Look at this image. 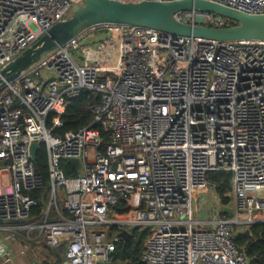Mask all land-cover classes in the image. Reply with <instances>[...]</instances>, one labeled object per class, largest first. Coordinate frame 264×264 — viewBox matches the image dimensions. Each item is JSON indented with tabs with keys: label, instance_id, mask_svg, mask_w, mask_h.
<instances>
[{
	"label": "built area",
	"instance_id": "built-area-1",
	"mask_svg": "<svg viewBox=\"0 0 264 264\" xmlns=\"http://www.w3.org/2000/svg\"><path fill=\"white\" fill-rule=\"evenodd\" d=\"M77 1L0 0V68ZM205 1L264 14V0ZM172 17L197 26L226 22L196 9ZM83 91L100 97L90 112L101 130L57 133L67 101ZM33 143L46 148L50 180L37 220L30 192L44 183L34 169ZM215 171L230 175L231 200L222 207L207 177ZM209 200L214 203L204 208ZM18 221L51 247L65 244L62 264H110L119 233L130 236L134 228L147 231L143 264H250L234 242V226L264 223V41L95 25L6 84L0 90V225Z\"/></svg>",
	"mask_w": 264,
	"mask_h": 264
},
{
	"label": "water",
	"instance_id": "water-1",
	"mask_svg": "<svg viewBox=\"0 0 264 264\" xmlns=\"http://www.w3.org/2000/svg\"><path fill=\"white\" fill-rule=\"evenodd\" d=\"M196 9L217 14L233 22L231 26L208 27L181 23L173 19L178 10ZM95 25H128L155 29L177 36L193 37L216 42L257 40L264 41V14H248L205 0H181L158 2L151 0H78L71 9L31 46L12 61L0 68V90L6 84L41 63L59 47ZM38 145L30 146L34 157ZM68 161L79 167V161ZM227 214L231 210L223 207ZM124 242L129 237L126 231L119 233ZM99 264H107L99 262Z\"/></svg>",
	"mask_w": 264,
	"mask_h": 264
},
{
	"label": "trees",
	"instance_id": "trees-1",
	"mask_svg": "<svg viewBox=\"0 0 264 264\" xmlns=\"http://www.w3.org/2000/svg\"><path fill=\"white\" fill-rule=\"evenodd\" d=\"M234 23L226 20L224 26H231ZM100 97L89 91H83L79 96L73 97L67 101L64 114L61 116L62 125L56 131L63 133L66 131H78L81 128L92 126L100 128L94 123V117L90 112V107L97 104ZM101 130V128H100ZM107 142V138H104ZM68 163L61 161L65 175L70 176ZM34 169L41 174L44 188L39 191L30 192L31 197L37 201V205L31 210V217L37 220L41 217L44 206L49 199V176L47 170V152L43 144H40L34 156ZM208 179L216 184L215 193L221 205H227L230 197L229 183L230 175L225 172H210ZM123 201L118 200L115 209L120 212ZM147 231L134 228L126 241L119 243L114 252H112L110 264H143L141 258L144 252V242ZM234 242L237 247L249 258L250 264H264V223L251 225L244 232H236Z\"/></svg>",
	"mask_w": 264,
	"mask_h": 264
},
{
	"label": "crops",
	"instance_id": "crops-1",
	"mask_svg": "<svg viewBox=\"0 0 264 264\" xmlns=\"http://www.w3.org/2000/svg\"><path fill=\"white\" fill-rule=\"evenodd\" d=\"M215 204L217 206H223L221 203L219 205L218 198L215 201ZM52 214L53 212H51V215ZM22 224H24V222L18 221L8 223V225H0V238L5 246L4 254H0V264L63 263L65 260V244L51 247L46 244L42 237L39 236L37 230L28 231L22 227Z\"/></svg>",
	"mask_w": 264,
	"mask_h": 264
},
{
	"label": "rangeland",
	"instance_id": "rangeland-1",
	"mask_svg": "<svg viewBox=\"0 0 264 264\" xmlns=\"http://www.w3.org/2000/svg\"><path fill=\"white\" fill-rule=\"evenodd\" d=\"M7 179H8V176H7V174H3L2 176H1V187H6V186H8V182H7ZM213 192H214V194H216L215 193V190H212ZM229 196V195H228ZM230 197V196H229ZM198 199H199V201H200V203H202V200H201V196H199L198 197ZM230 200H231V198H230ZM230 200H229V202L228 203H230ZM210 202H207L206 203V205L204 206V208H206L207 206H208V204L210 205V204H212V203H214V200H209ZM219 205H220V201H219ZM203 213H204V216L206 215V211H202ZM248 228L245 226V227H242V226H240L239 224H237V225H235L234 226V230H235V232H238V233H240V232H244L245 230H247Z\"/></svg>",
	"mask_w": 264,
	"mask_h": 264
}]
</instances>
